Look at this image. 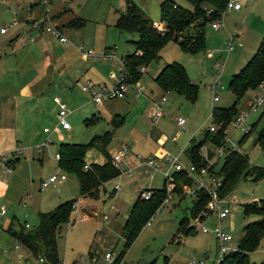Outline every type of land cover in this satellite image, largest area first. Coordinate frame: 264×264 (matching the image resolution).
Returning a JSON list of instances; mask_svg holds the SVG:
<instances>
[{"label": "rangeland", "instance_id": "rangeland-1", "mask_svg": "<svg viewBox=\"0 0 264 264\" xmlns=\"http://www.w3.org/2000/svg\"><path fill=\"white\" fill-rule=\"evenodd\" d=\"M133 1L152 22H160L159 4L162 0ZM173 1L190 8L187 0ZM232 1L239 3L238 10H224L219 18L212 16L207 20L202 51L189 53L182 50L176 41H166L158 50V57L147 65H141L140 76L132 79L134 85L142 86L141 92L136 95L130 92L125 99L102 100L96 104L91 92L81 91L80 86L90 81L110 87L113 80L108 74L115 72L118 76L122 58L134 50L132 40L137 38V34L118 30L114 26L116 17L126 11V0H50L48 10L57 14L56 24L74 17H81L84 21L81 27H67L64 31L60 28L68 38L65 44L48 34H37L33 29L24 35L27 37L30 33L34 41L21 34L14 36L16 41H9L20 27L19 14L32 0H0V27L8 26L14 19L18 21L6 34H0V113L4 109L10 110L9 114H5L9 115V122H5V128L0 129V149L6 145L9 147L7 150L21 149L13 170L4 174L0 170V181L3 180L0 182V205L6 207V211L0 214V264H26V261L38 264L39 261L6 228L18 230L25 224L28 227L24 229L32 228L38 222L39 212L49 211L69 199L75 200L74 206L69 220L61 225L56 237L61 264H73L80 258H83L84 264H108V260L113 261L117 257L120 258L118 264H188L191 260L216 264L218 244L212 233L201 232L199 226L192 234L178 233L179 221L188 214L193 193L185 192L183 187L180 192L175 191L177 183L172 175L166 179L159 171L142 172L135 155L152 156L160 147L170 154H178L179 150L186 149L192 136L196 141L200 140L205 130L215 124L211 118L213 106L227 107L232 104L235 97L228 89V81L247 62L264 35V0ZM35 4L42 6L41 3ZM59 14H63L62 19H57ZM31 20L32 17H29L27 23L30 24ZM217 21L219 27L212 29L211 23ZM236 37L241 40L242 47L237 46ZM229 43L232 49L227 51ZM76 45L94 52L114 48L115 58H86ZM207 52H211L213 57H208ZM172 61L179 62L190 80L197 83L194 100L174 91L163 92L153 81L156 72ZM214 80L218 85L213 89L210 86ZM260 85L264 83L247 90L238 100V115L245 113L244 126L235 128L230 124L233 119L222 126L230 129L228 145L233 144L236 151L247 155L249 167H264V145L255 143L264 125V90ZM214 95L218 97L217 101L212 100ZM260 95H263V104L254 110L248 108L250 100ZM54 96L59 97L68 110L66 121L69 128L66 130L57 125L58 107L52 100ZM161 96L166 99L161 103L163 114L152 118L154 105ZM118 113L124 121L113 130L108 149L118 151L121 144H130L134 157L130 153L123 157L124 161L118 166L119 175L102 185L97 198L82 197L76 177L63 170L59 173L65 174L64 181L40 187V180L46 179L58 168L55 153L59 143L88 142L93 136L113 129L111 118ZM178 117L185 119L182 126L175 122ZM55 127L60 132L54 130ZM43 128L50 132H43ZM249 129L250 132L239 144L243 132ZM46 138L49 142L39 146ZM215 147L206 138L199 153L204 158L203 151L208 156V152L213 154ZM101 156L97 149L92 148L87 151L85 160L96 162ZM223 157L220 156L216 162V171ZM179 158L184 164L188 162L184 153ZM121 168L130 171L123 172ZM164 180V198L169 196L167 202L158 208L149 223L144 224L125 247L122 225L133 201L142 190L161 188ZM115 185L118 188L115 189ZM227 193L228 198L233 196L234 200L228 201L230 213L219 220V226L231 234L236 245L242 235V227L258 218L254 214H244L242 204L264 198V178L253 180L250 176H240ZM86 214L89 217H85ZM199 214L189 215L186 224H191L196 218L200 221L205 218L203 215L198 217ZM216 223L217 219L210 215L202 225L211 229ZM107 252L110 254L108 260L105 259ZM262 261L264 236L249 253L247 264Z\"/></svg>", "mask_w": 264, "mask_h": 264}, {"label": "trees", "instance_id": "trees-1", "mask_svg": "<svg viewBox=\"0 0 264 264\" xmlns=\"http://www.w3.org/2000/svg\"><path fill=\"white\" fill-rule=\"evenodd\" d=\"M187 2L190 8L183 7L173 0H162L159 4V19L164 24V29L158 30L133 0H126V11L117 16L114 26L118 30L137 34V38L132 40L134 50L122 58L123 67L129 73L131 82H133L132 79L136 80L140 76L139 67L141 65H147L149 61L152 62L158 57V50L166 41H176L182 50L189 53L204 49V26L212 16L219 18L227 0H187ZM205 7L213 10L210 17L204 13ZM83 24L81 17H74L67 22V25L72 27H81ZM153 81L163 92L174 91L190 100H194L197 96V83L190 80L185 68L177 61L164 64L153 77ZM261 83H264V35L247 62L233 73L228 81V89L235 97L232 104L227 107L213 106L211 108L213 121L224 126L234 119L239 112L238 100L247 90H253ZM263 112L260 117L263 116ZM123 121L122 115L115 114L111 118L113 129H107L102 134L93 136L88 142L59 143L57 166L76 177L82 197L97 198L102 185L119 175V169L111 161L107 146L111 141L113 130L122 125ZM222 126L215 132L205 130L201 140H190L184 150L187 159L197 167L204 165L206 159L202 158L199 153L203 141L208 138L213 146H219L224 136ZM249 132L250 129L243 132L238 140L239 144L244 141ZM257 142L264 145V125L255 139V143ZM90 148L99 150L105 161L101 164L95 162L86 164L84 156ZM210 156L212 152H208V157ZM247 161V155L236 150L224 155L223 162L218 169V173L222 176V193H227L232 183H235L240 176L244 178L250 176L253 180L264 178V167H249ZM171 175L177 183L175 189L177 192H180L184 185L192 184V178L183 170L173 171ZM163 182L161 188L149 190L148 198L141 196L142 190L133 201L122 225L125 247L137 236L141 227L147 223L166 196L165 180ZM206 200L207 195L203 190L199 189L194 192V199L188 214L179 221L178 233L189 235L196 231L195 225L186 224L187 219L189 215L201 214ZM74 202V199L65 200L49 211L39 212L38 222L32 228L24 229V226L13 230L7 227L6 230L29 250L31 256L39 261L38 264H61L57 254L56 237L61 225L69 220ZM242 207L244 214H254L258 218L242 227V235L236 243L235 250L224 254L218 264H247L249 253L259 245L264 236V198L245 202ZM119 259L117 257L107 263L118 264ZM26 264L33 263L26 261ZM259 264H264V261Z\"/></svg>", "mask_w": 264, "mask_h": 264}, {"label": "built area", "instance_id": "built-area-1", "mask_svg": "<svg viewBox=\"0 0 264 264\" xmlns=\"http://www.w3.org/2000/svg\"><path fill=\"white\" fill-rule=\"evenodd\" d=\"M36 2L41 3L43 6V13L42 17L39 19H34L29 24L27 30L31 31L32 29L35 30L37 33L42 32L44 34H48L52 38L56 39L59 43H67L68 38L65 34L61 32V27L59 25L53 24L50 20L49 10H48V3L49 0H35ZM239 3L227 0L224 10L228 9H237L239 8ZM223 10V11H224ZM221 11V12H223ZM204 13L210 17V15L213 13L212 8L205 7ZM17 23V21L14 19L8 26L0 27V34H5L8 29L12 26H14ZM153 26L158 30L164 29V24L161 22H152ZM210 27L212 29H216L219 27V22H213L211 23ZM29 41H34L35 38L33 36H30V33L26 37ZM232 40V39H231ZM230 40V41H231ZM78 51L81 53L83 57L86 58H96V59H112L115 58V49L110 48V50L103 52H94L92 49H84L81 45H76ZM232 49L231 43L227 44L226 50L230 51ZM140 53V52H139ZM207 56H212L211 52H207ZM217 67H219V63L217 64ZM139 70H142V67H139ZM113 82L110 87H106L105 85H96L88 81L87 83H84L80 86L81 91L84 92H91L92 100L98 104L102 100H110L115 98H125L131 88H133L138 94L142 90V86L140 84L134 85L130 81V75L129 73L124 69L123 67V61H121L120 66L118 67V76L112 75ZM218 85V82L214 80L213 84L210 86L213 88L214 86ZM135 86V88H134ZM94 88V89H93ZM260 88H263L264 85H260ZM93 89V91H91ZM169 92V91H166ZM218 98L216 95L212 97L213 101H216ZM53 102L57 105L58 110L56 113L57 118V125L62 129H68L69 124L66 121V115L68 113V110L66 108V105L63 101L60 100L59 97L54 96L52 98ZM165 97L161 96L160 99L155 103L154 109L152 110L151 117L152 118H158L163 114V110L161 108V103L165 101ZM263 104V95L256 96L253 100H250L248 104V108L251 110H254L256 107L261 106ZM243 113V112H242ZM240 113L230 124H233L235 128L243 127L244 126V120H245V113ZM176 124L178 126H182L185 123V119L182 117H178L175 120ZM215 122V124H211L208 127V131L215 132L217 131L220 126H222L220 123ZM57 129V130H56ZM57 132H60V129L58 130V127L55 129ZM229 128L228 127H222V133L224 135V140H222L221 144L219 146H216L212 156L208 157L207 152L203 151V157L206 159V163L202 166L197 167L195 164H193L191 161L187 159V163L184 164L180 161L179 156L184 153V150H179L178 154L173 155L168 152H164L157 155L152 156H141L139 154H136V160L138 161V167L142 166V172L148 173L149 170L159 171L161 174L168 179L171 177L172 171H180L183 170L187 173L190 178H192V184L191 185H184L183 190L185 192H195L196 190H203L207 195V200L204 204V210L201 212L205 218L207 216H214L217 219V223L213 228H208L204 225H202L203 220L201 221L196 218L191 224L195 225L196 227L199 226V230L203 233H212L214 238L217 240L218 248H217V262L218 264L220 260L222 259L223 255L235 250L236 245L232 241V236L230 233L223 231L219 226V220L225 219L229 213L230 209L227 205L228 201L230 200L228 198V193H222L221 192V186H222V176L218 173V170L216 171L215 164L218 161L220 156H224L226 153L235 150V146L231 144L228 145V135H229ZM247 131V130H245ZM43 132H50L47 128H43ZM46 142H49V138H46L39 146H43L46 144ZM38 146V147H39ZM10 150V151H9ZM6 150L4 152H0V170H2L3 174L11 172L15 166V162L19 157V153L21 152V149H14V150ZM130 151V144H121V150L115 151L112 150L110 152V158L113 164L118 167L119 163L121 164L124 159L123 157ZM6 152V153H5ZM55 157L58 159L59 153H55ZM162 164H167L166 167H163ZM214 165V166H213ZM213 166V168H211ZM122 169V168H121ZM59 170H61L59 167L57 168L56 172L49 175L46 179L40 180V187L44 188L50 184H54L55 182H59L66 178L65 174L59 173ZM123 172H129L130 169H122ZM118 188V185H115V189ZM143 198H148L150 195L149 191H144L141 193ZM169 196L164 198L161 204L158 206L162 207L168 200ZM156 209V211L158 210ZM155 211V212H156ZM5 212V206L3 204L0 205V214H3ZM200 215L198 217H200ZM105 217V216H104ZM152 217V216H151ZM151 217L149 220H151ZM149 220L146 224L149 223ZM25 227H28L27 224H25ZM110 257V254L107 252L105 254V259L108 260ZM109 261V260H108ZM73 264H84L83 258H80V260H75ZM188 264H204L203 260L194 261L191 260Z\"/></svg>", "mask_w": 264, "mask_h": 264}, {"label": "crops", "instance_id": "crops-1", "mask_svg": "<svg viewBox=\"0 0 264 264\" xmlns=\"http://www.w3.org/2000/svg\"><path fill=\"white\" fill-rule=\"evenodd\" d=\"M50 1V0H49ZM35 3H39V2H36V1H33L32 0V2L31 3H29V6L26 8V9H24L23 11H22V14H19L20 15V22H19V24H20V27L14 32V34H13V36L12 37H10L9 38V41H16V40H14V36L16 35V34H21L22 36H24V38H26L25 37V32H29V30H27V28H28V26H29V24L27 23V19L29 18V17H32V20H34V19H39L40 17H42V13H43V9L41 8L42 6H39V5H36ZM40 7V8H39ZM240 8V7H239ZM239 8H237V9H232V10H238ZM32 13V14H31ZM49 15H50V17H51V20L53 21V23L54 24H56V17H55V15H57V14H52L51 12H49ZM62 15L63 14H59L58 15V17H57V19H62L61 17H62ZM22 18H24V20H21ZM117 18V17H116ZM31 20V21H32ZM31 21H29V22H31ZM69 21V19L67 20V21H62L61 20V23L60 24H56V25H59L61 28H62V30L64 31V29H67V27H72V26H68L67 25V22ZM18 22V21H17ZM17 25V23L14 25V26H16ZM83 26V25H82ZM13 27V26H12ZM75 28V27H74ZM9 30V29H8ZM8 32V31H7ZM6 32V33H7ZM5 33V34H6ZM37 33V32H36ZM37 34H39V33H37ZM44 34V33H43ZM46 35V34H45ZM47 36V35H46ZM235 36H238V35H235ZM233 40V39H232ZM235 42H236V44H237V46L238 47H242L243 46V44H242V42H241V40H238V38L236 37V39H235ZM209 57V56H208ZM213 57V55L212 56H210V58H212ZM218 57V56H217ZM159 71V70H158ZM157 71V72H158ZM156 72V73H157ZM118 74V73H117ZM112 75H116L115 74V72H110L109 74H108V77L110 78V79H112L113 80V77H112ZM76 80H77V78H75ZM219 86L220 87H222V85L221 84H219ZM215 87V86H214ZM133 88H131L130 89V91L128 92V94H127V96L125 97V98H127L128 97V95H130L129 93L130 92H132L131 94L132 95H136V92L134 93V89L132 90ZM214 89V88H213ZM32 90V89H31ZM213 92V91H212ZM32 93V92H31ZM85 93H87V92H85ZM215 93V92H214ZM91 94V93H90ZM124 98V99H125ZM218 98V97H217ZM218 100V99H217ZM216 100V101H217ZM3 105H4V103H3ZM6 113H10V110L9 109H4L1 113H0V129H3V128H5V126H4V124H5V122L6 123H8L9 122V115L8 116H5V114ZM119 114V113H118ZM3 126V127H2ZM203 136H204V133H203V135L202 136H200L199 138H200V140L203 138ZM111 140H112V138H111ZM190 140H195V139H193V136L189 139V141ZM189 141H188V145H189ZM205 141V140H204ZM203 141V142H204ZM111 142V141H110ZM108 145H110V143L108 144ZM34 147H37V145H35ZM6 149V148H9L7 145L5 146V147H2L0 150H2V151H4L3 149ZM38 148V147H37ZM187 148V147H186ZM90 149H92V148H90ZM90 149H88V150H90ZM94 149H96V148H94ZM7 150V149H6ZM87 150V151H88ZM107 150H108V152H109V154H110V152L112 151V150H109L108 149V146H107ZM114 150V149H113ZM87 151H86V153H87ZM99 151V150H98ZM1 152V151H0ZM100 152V151H99ZM164 152H166L163 148H157L156 150H155V153L153 154V155H157V154H161V153H164ZM86 153H85V155H86ZM101 153V152H100ZM128 153H130L129 155L130 156H132V157H134V154L132 153V151H130V152H128ZM127 153V154H128ZM102 154V153H101ZM126 154V155H127ZM18 159H19V157H18ZM18 159H17V161H18ZM84 159H85V156H84ZM86 161V164H89V163H93V162H95V161H90V160H85ZM105 161V158H104V156L102 155L101 156V159L100 160H98V161H96L95 163H99V164H101V163H103ZM66 178H64L63 180H61V181H59L58 183H60V182H62V181H64ZM3 181V180H2ZM2 181H0L1 183H2ZM1 186V185H0ZM2 191V188H0V192ZM115 191V190H114ZM190 193H193V195H194V192H190ZM230 200H234V197L232 196V197H230ZM5 211H6V207H5ZM85 217H89L87 214L85 215Z\"/></svg>", "mask_w": 264, "mask_h": 264}]
</instances>
